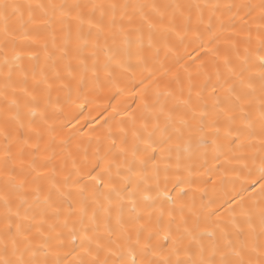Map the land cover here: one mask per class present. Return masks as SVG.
I'll return each instance as SVG.
<instances>
[{"label": "snow or ice", "instance_id": "6c2138e0", "mask_svg": "<svg viewBox=\"0 0 264 264\" xmlns=\"http://www.w3.org/2000/svg\"><path fill=\"white\" fill-rule=\"evenodd\" d=\"M0 264H264V0H0Z\"/></svg>", "mask_w": 264, "mask_h": 264}]
</instances>
